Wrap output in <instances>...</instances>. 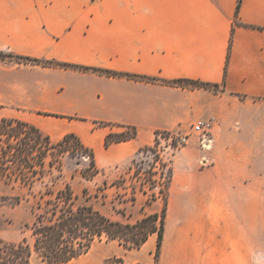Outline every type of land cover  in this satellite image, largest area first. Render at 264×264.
Returning <instances> with one entry per match:
<instances>
[{"label": "crops", "instance_id": "1", "mask_svg": "<svg viewBox=\"0 0 264 264\" xmlns=\"http://www.w3.org/2000/svg\"><path fill=\"white\" fill-rule=\"evenodd\" d=\"M237 4L0 0V53L89 69L0 58V120L25 122L54 143L76 136L93 151L100 174L129 166L153 146L157 132L211 122L209 152L191 139L171 157L160 264L164 258L167 264H242L247 216L256 218L255 264H264V0H240L236 16ZM92 69L222 84L223 91L112 78ZM128 129L135 130L133 139L104 147L108 135ZM122 212L113 211L112 221L129 223L130 214ZM155 244L150 238L128 250L111 241L68 264H149Z\"/></svg>", "mask_w": 264, "mask_h": 264}, {"label": "trees", "instance_id": "2", "mask_svg": "<svg viewBox=\"0 0 264 264\" xmlns=\"http://www.w3.org/2000/svg\"><path fill=\"white\" fill-rule=\"evenodd\" d=\"M239 5L240 0L236 7V16ZM6 57L19 63L89 71L87 68L74 65L44 63L0 53V58ZM91 71L112 78L159 83L188 90L202 89L215 94L223 91L222 84H206L184 79L160 81L97 69ZM94 124L95 126L106 125L103 122H94ZM134 137V129H130L129 134L121 137L119 134H110L105 138L104 147L108 148L113 143L127 141ZM154 142H156L155 139ZM154 146L155 144L140 152L154 153ZM66 156L88 159V172H80L83 179L91 180L99 174L95 166L93 151L84 147L76 136L68 134L59 142L54 143L48 136L25 122L14 119L0 120V184L9 187L13 192L9 196H0V204L17 205L23 199L27 201L31 199L33 200L31 212L34 216V220L29 226L30 241L26 238L17 244L0 241V264H31L33 257L42 264H68L88 253L96 241L103 239L106 242L117 241L125 249L138 250L153 234H156L153 258L157 261L164 233L166 190L164 192V207L160 214L144 215L135 224L112 221L91 206L78 204V197L69 184H63L62 188L56 187L64 178L62 164ZM131 164H135V159ZM166 178L167 188L171 170ZM82 193L87 195V189L84 188ZM135 200V195L132 194L129 201L135 202ZM154 201L155 196L152 195L146 200V204L151 205ZM122 215L125 214L122 213ZM105 264H111V260L105 261Z\"/></svg>", "mask_w": 264, "mask_h": 264}, {"label": "rangeland", "instance_id": "3", "mask_svg": "<svg viewBox=\"0 0 264 264\" xmlns=\"http://www.w3.org/2000/svg\"><path fill=\"white\" fill-rule=\"evenodd\" d=\"M130 133V130L121 131L119 137ZM155 139V138H154ZM192 139H196L193 137ZM198 147V145H197ZM177 148V150H180ZM176 150H167L162 156L167 163V175L170 174L171 157ZM152 153L149 151L140 152L135 164L119 169H110L106 172L99 173L91 180H85L81 177V171H87L89 161L87 158H70L66 156L63 159V181L58 183L57 188H62L63 184H69L74 194L78 197V204L89 205L106 218L112 220L110 215L113 211H127L130 214V224H135L144 215L153 213L160 214L164 207L165 190L167 178L157 173H152L154 163L152 162ZM148 173H151L150 175ZM89 174V173H88ZM48 181V178L45 179ZM87 189V195H83L82 190ZM105 191V192H104ZM13 194L9 187L0 184V196H9ZM135 195V202L129 201V198ZM155 196V201L151 205L146 204L150 196ZM33 200L23 199L17 205L0 204V241L7 244H17L23 238L31 240L29 226L34 220L31 212ZM123 213V212H122ZM243 219V218H242ZM255 226L256 218L247 216L242 221V264H255ZM244 228V229H243ZM156 238V234L149 237ZM107 242L96 241L91 247L94 252L97 248L104 246ZM155 249V247H154ZM154 250L151 252L152 258L149 264H160V255L157 261L153 258ZM163 259V264H167ZM111 264L122 261L110 259ZM167 261V260H166ZM31 264H42L33 257ZM162 264V261H161Z\"/></svg>", "mask_w": 264, "mask_h": 264}, {"label": "built area", "instance_id": "4", "mask_svg": "<svg viewBox=\"0 0 264 264\" xmlns=\"http://www.w3.org/2000/svg\"><path fill=\"white\" fill-rule=\"evenodd\" d=\"M196 137L198 149L207 153L211 149V145L213 142L212 137V124L211 122H198L190 127L189 130L184 132L177 133H169V132H157L155 134L154 142V153H152L154 163V168L152 169V173H157L158 175L165 176L167 175V163L163 158V154L167 150H177V148H182L190 142V140ZM153 144V145H154ZM151 153V152H150ZM206 161L204 160L203 163ZM115 264H121L120 262H115Z\"/></svg>", "mask_w": 264, "mask_h": 264}]
</instances>
